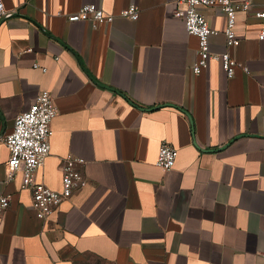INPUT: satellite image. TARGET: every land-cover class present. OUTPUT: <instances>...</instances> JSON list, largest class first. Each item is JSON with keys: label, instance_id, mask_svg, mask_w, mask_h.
<instances>
[{"label": "crops", "instance_id": "0c3cea01", "mask_svg": "<svg viewBox=\"0 0 264 264\" xmlns=\"http://www.w3.org/2000/svg\"><path fill=\"white\" fill-rule=\"evenodd\" d=\"M177 1L4 0L0 264H264V0H233L251 6L230 49L226 16L202 9L210 51L250 69L232 79L221 62L192 72L198 40ZM88 4L114 20L68 21ZM131 5L137 21L121 17ZM44 91L58 115L38 182L60 190L65 157L85 161L84 182L47 219L22 173L8 180L4 143ZM163 142L178 151L169 172L156 166Z\"/></svg>", "mask_w": 264, "mask_h": 264}, {"label": "built area", "instance_id": "2783aa9c", "mask_svg": "<svg viewBox=\"0 0 264 264\" xmlns=\"http://www.w3.org/2000/svg\"><path fill=\"white\" fill-rule=\"evenodd\" d=\"M250 6L248 2L236 3L233 0L177 1V7L174 11L175 17L182 19L188 34L198 40V59L192 66V72L195 75H199L202 68L210 61L221 62L229 79L234 78L237 67H240L246 74H250V69L239 65L229 51L222 54L210 51L211 37L216 34V31L210 27L207 17L202 12L204 8H218L223 12L226 16L224 31L226 46L230 49L240 44V39L235 32L237 14L240 11L248 12ZM6 15L4 0H0V21ZM121 17L137 21L139 9L135 5H131L121 13ZM256 17L263 21L259 39L264 40V11L257 12ZM67 19L69 22L85 21L96 28L98 25L112 22L114 16L94 4H88ZM35 67L38 68L39 65L36 64ZM57 115L58 111L52 94L46 91L41 92L31 107L17 116L13 131L4 139L9 152V159L6 164L8 180L13 179L17 172L22 173V188L32 192V207L41 219L50 217L54 210L64 201L69 200L78 186L84 182L78 167L85 164V161L74 155H68L64 159L61 167L62 187L60 190H52L37 180V173L44 166L46 158L51 152V124ZM177 157L176 148L167 142H163L159 148L156 166L163 172H169L175 167ZM9 206L10 199L0 197V215Z\"/></svg>", "mask_w": 264, "mask_h": 264}]
</instances>
